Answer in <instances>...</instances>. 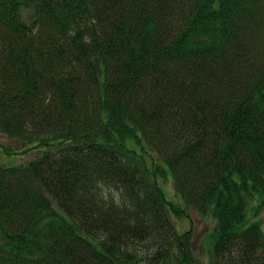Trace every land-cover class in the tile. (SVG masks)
I'll return each instance as SVG.
<instances>
[{"label":"trees","instance_id":"obj_1","mask_svg":"<svg viewBox=\"0 0 264 264\" xmlns=\"http://www.w3.org/2000/svg\"><path fill=\"white\" fill-rule=\"evenodd\" d=\"M0 133V264H264V0H0Z\"/></svg>","mask_w":264,"mask_h":264},{"label":"rangeland","instance_id":"obj_2","mask_svg":"<svg viewBox=\"0 0 264 264\" xmlns=\"http://www.w3.org/2000/svg\"><path fill=\"white\" fill-rule=\"evenodd\" d=\"M14 142L8 139L5 135L0 133V164L5 165H15L18 164L20 161H28L32 157L31 153L25 154L22 151L18 152V149H11L7 152L2 150L1 146H4L8 149ZM160 186L166 196V198L173 203L182 204L181 197L179 194L176 193L173 183H172V176L168 171L165 177L160 181ZM191 223L188 219L182 220L177 225L178 231H183L185 229H191L192 231V240L193 246L195 249V253L201 264H210V252L212 248L210 232L213 228V218L211 215L202 216L198 212L191 211ZM262 225L264 227V216H262Z\"/></svg>","mask_w":264,"mask_h":264}]
</instances>
